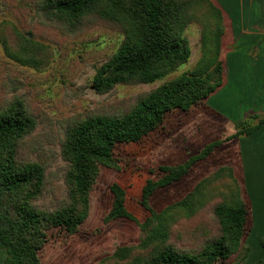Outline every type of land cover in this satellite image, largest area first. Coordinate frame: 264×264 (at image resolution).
Returning a JSON list of instances; mask_svg holds the SVG:
<instances>
[{
    "label": "trees",
    "instance_id": "1",
    "mask_svg": "<svg viewBox=\"0 0 264 264\" xmlns=\"http://www.w3.org/2000/svg\"><path fill=\"white\" fill-rule=\"evenodd\" d=\"M40 10L72 34L106 28L121 36L117 50L93 78L94 91L101 95L117 86L154 84L177 72L191 58L187 31L192 25L198 26L201 53L192 71L143 94L132 106L123 103L120 113L82 118L69 127L61 148L67 164V197L52 210L36 205L47 183L45 167L31 157L34 151L27 142L37 127L36 118L19 98L0 103V247L6 252L2 264H43L40 252L52 232L72 236L87 221L101 170H119L115 151L120 144L141 142L171 112L205 105L225 83L222 57L229 37L227 17L215 0H43ZM6 51L24 66L37 64L28 49L12 52L6 45ZM262 127L264 117L250 115L235 125L234 134L207 144L186 162L159 166L160 178L148 180L142 190L141 206L147 212L143 221L127 210L126 190L113 184V202L104 222H133L140 236L137 244L118 247L100 264H217L235 254L242 259L249 212L231 168L219 169L160 212L154 210L151 199L158 190L181 181L225 143ZM224 176L232 185L221 192L222 202L213 205L214 228L205 218L201 232H192L190 225L197 214L213 200L212 183ZM183 222L184 230H189L185 238L179 230Z\"/></svg>",
    "mask_w": 264,
    "mask_h": 264
},
{
    "label": "rangeland",
    "instance_id": "2",
    "mask_svg": "<svg viewBox=\"0 0 264 264\" xmlns=\"http://www.w3.org/2000/svg\"><path fill=\"white\" fill-rule=\"evenodd\" d=\"M42 2L0 0V103L19 98L36 118L37 127L27 142L34 151L31 157L44 165L47 176L46 190L36 205L52 210L67 197V164L62 159L61 148L69 127L82 118L118 114L124 108L123 103L134 105L143 94L192 71L201 50L198 26L192 25L187 31L191 58L177 72L154 84L117 86L101 95L93 89V78L97 69L117 50L121 36L106 28L69 33L62 23L43 16ZM6 45L12 52L28 49L29 55L36 57L37 64L24 66L13 60L7 54ZM233 127L212 115L205 105H198L189 112L169 113L164 123L141 142L120 144L115 151L119 170H101L91 193L87 221L72 236L61 231L52 232L40 252L42 263L100 264L118 247L137 244L140 230L135 223L126 220L104 222L113 202L111 186L119 184L126 190L127 210L143 221L147 212L141 206L142 190L148 180L160 178L159 166L186 162L207 144L227 139ZM234 154L226 152L225 145L207 160L198 162L181 181L153 195L154 210L162 211L185 197L202 180L212 178L219 169L230 168L227 165L235 160ZM231 185L228 176L212 183L213 200L197 214L199 216L190 225L192 232H201V222L205 218L212 223L213 205L222 202L221 192ZM249 215L257 214L250 210ZM184 223L179 229L183 238L189 231L184 230ZM184 242L189 243L187 239ZM5 257V250L0 247V264Z\"/></svg>",
    "mask_w": 264,
    "mask_h": 264
},
{
    "label": "crops",
    "instance_id": "3",
    "mask_svg": "<svg viewBox=\"0 0 264 264\" xmlns=\"http://www.w3.org/2000/svg\"><path fill=\"white\" fill-rule=\"evenodd\" d=\"M215 2L227 17L229 37L222 57L225 83L205 106L212 115L235 127L250 115L264 117V0ZM234 133L235 128H231L230 135ZM225 145L230 155L236 153L227 166L234 172L241 199L248 212L257 215L247 218L248 230L241 243L245 256L239 259L235 254L217 264H264V127L218 149Z\"/></svg>",
    "mask_w": 264,
    "mask_h": 264
},
{
    "label": "water",
    "instance_id": "4",
    "mask_svg": "<svg viewBox=\"0 0 264 264\" xmlns=\"http://www.w3.org/2000/svg\"><path fill=\"white\" fill-rule=\"evenodd\" d=\"M94 89V88H93Z\"/></svg>",
    "mask_w": 264,
    "mask_h": 264
}]
</instances>
